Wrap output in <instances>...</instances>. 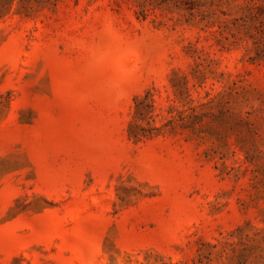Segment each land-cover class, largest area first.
I'll return each instance as SVG.
<instances>
[{
  "label": "rangeland",
  "instance_id": "374dc122",
  "mask_svg": "<svg viewBox=\"0 0 264 264\" xmlns=\"http://www.w3.org/2000/svg\"><path fill=\"white\" fill-rule=\"evenodd\" d=\"M0 264H264V0H0Z\"/></svg>",
  "mask_w": 264,
  "mask_h": 264
}]
</instances>
